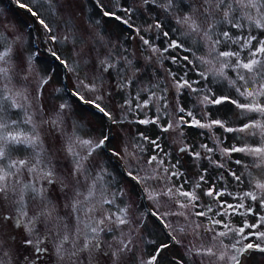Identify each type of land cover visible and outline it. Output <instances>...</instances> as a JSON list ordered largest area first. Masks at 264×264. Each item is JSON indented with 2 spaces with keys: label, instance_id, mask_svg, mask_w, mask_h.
<instances>
[{
  "label": "snow or ice",
  "instance_id": "obj_1",
  "mask_svg": "<svg viewBox=\"0 0 264 264\" xmlns=\"http://www.w3.org/2000/svg\"><path fill=\"white\" fill-rule=\"evenodd\" d=\"M16 2L35 18L49 44L69 41L52 26L59 0ZM93 2L104 17L125 26L128 40L139 39L147 53L141 59L149 65L155 61L151 75L125 45L106 41L100 32L73 38L71 62L57 50L49 52L76 76L73 97L113 124L145 127L134 132L131 150L125 146L111 153L126 163L119 167L131 189L93 162L110 142L107 133L93 139L81 135L76 124L71 132L65 129L69 104L36 120L43 106L33 108L27 90L14 81L32 76L39 99L53 70L37 73L36 52L5 23L7 31H0V264H128L130 256L131 264H161L172 245L184 253L170 257L169 264H241L249 251L264 253V174H256L264 173V0ZM77 39L91 43L92 53L105 49L92 63L90 77L81 75ZM175 50L187 54L168 55ZM165 60L176 69L164 68ZM113 93L122 95L116 105L120 119L102 106ZM87 94L91 98L85 99ZM229 113H238V120ZM45 125L50 138H61L56 151L65 154L68 168L45 145ZM149 126L155 136L146 134ZM187 128L199 130L200 140L189 142ZM169 132L176 134L175 155L172 145L164 147ZM185 156L195 175L182 165ZM141 199L152 202L155 210L147 214L172 245L151 241L153 251L139 254L144 220L135 216L133 203ZM162 201L169 205L163 212Z\"/></svg>",
  "mask_w": 264,
  "mask_h": 264
},
{
  "label": "rangeland",
  "instance_id": "obj_2",
  "mask_svg": "<svg viewBox=\"0 0 264 264\" xmlns=\"http://www.w3.org/2000/svg\"><path fill=\"white\" fill-rule=\"evenodd\" d=\"M0 0V31H7L4 28V24L14 27V29L22 33L26 40V47L31 51L36 52V59L34 61V67L36 72L40 75H47L48 69H52V80L43 88L42 95L39 99L36 98V84L32 76H29L27 81H14L16 86L20 89H26L29 100L32 102L33 108H36L37 105L43 106V113H37L36 120L39 121L41 117L47 118L51 115L56 107L61 103H67L71 107L69 109V114L67 117V122L64 127L68 132L72 130V124H76L79 127L80 134L83 136L91 137L93 139H98L103 133L109 134L108 125L106 118L101 115L99 112L92 109H85L86 107L79 103L78 100L73 98L65 89L63 82V70L62 67L54 61L49 53V49L57 50L65 58H68L69 61L73 59V38H78L80 35L89 36L92 33L100 32L103 34L106 41H111L113 43H120L125 45L129 52L133 53L134 59L139 62L140 65H143L147 68V75H151L153 67H155V61L151 65L146 64L141 58L147 53L143 52L141 43L139 39L128 40V30L120 22L116 21L113 18L104 17L93 2V0H59V3L56 6V14L53 16V27L57 32V35H68L69 41L57 45H52L47 42V36L44 33L43 29L36 22L34 17L29 15V12L26 8L17 7L15 8L12 4L17 2L16 0ZM12 3V4H11ZM20 3H27V0H20ZM100 3L108 5L113 3V0H100ZM135 6V5H134ZM17 9V10H15ZM136 18L135 15L133 17ZM98 21V23H97ZM143 18L137 20V23H142ZM34 23V26H33ZM8 35H11V32H8ZM36 35V37H35ZM83 50V55L77 57L81 61L80 68L82 69L81 75L85 73L90 77L92 75V63L95 62L97 57L102 58L105 54V49L103 46L98 47L95 53H92V44L88 43L87 45L80 43L77 39L76 41V50ZM180 50H175L174 52L168 53V55H176L177 57L186 55ZM87 57V58H85ZM171 67L173 70L176 69V65L170 64L169 61H164V68ZM23 66L18 69L21 76L24 74L22 71ZM160 72L163 69H159ZM190 77L195 79V74L190 73ZM68 81L70 88L74 91V84L76 83V76L68 71ZM105 88L111 91V87L106 83ZM59 89V91H57ZM92 94H87L85 99L91 98ZM185 98H181L183 103ZM122 101V95H116L113 93L111 99L107 96L103 102L102 106H106L107 110L110 111L115 119L121 118V112L116 106ZM15 113H13V118H15ZM229 117L233 121L238 120V113H229ZM112 122V121H111ZM112 133L110 135V142L107 144V147L112 151L121 152L122 148L127 146L129 150L132 149L134 141V132L136 131H145L144 126H137L130 123H120L113 124L111 123ZM152 127V126H149ZM198 131L195 128L185 129V135L189 142L199 141L200 137ZM219 133V130H217ZM50 125H45L41 128V133L44 135V142L50 152L55 154V157L58 161L62 162L64 168H68V160L63 152L56 151L61 146V138L55 136L54 138L49 137ZM155 136L156 129L152 127L151 133H146ZM167 137V140L164 142V147L167 150L169 145H172L173 155H175L176 145L173 144V139L175 138V133L169 132L164 134ZM228 142H232V134H228ZM123 154V153H122ZM237 157L240 154H236ZM116 158V157H115ZM118 159V158H116ZM119 160V159H118ZM93 162L98 163L101 166L107 167L113 175L116 176L117 180L123 182L122 186L131 189L132 182L128 180L126 176L123 175L122 171L119 169L118 165L115 164L108 153L104 149H99L94 154ZM119 163H125L120 161ZM184 167L189 169V172L192 175L196 174V169L191 166V162L185 156L184 160L181 162ZM126 166V163H125ZM230 167H238L234 165H229ZM256 174H264L261 170H256ZM132 201H136L137 198L133 196ZM150 208H153L152 202L147 201ZM169 205L161 202L160 210L163 212L167 210ZM133 212L136 217H142L144 220V228L141 229V236L143 239L139 240V248L141 253L147 254L153 251L154 245L151 241L159 243H168L172 245V241L169 239L168 235L164 231L163 227L153 219L152 216L148 215V211L145 209L143 200L133 203ZM170 220L175 218L170 217ZM251 219V218H249ZM240 218L236 217L234 223H239ZM182 240L183 243H187V240L184 237H178ZM254 239V237H253ZM201 241H196L199 244ZM204 243H207V238L205 237ZM247 242V241H246ZM136 243V241H134ZM6 247H10L6 245ZM184 253V248L180 245H172L169 249L165 250L163 256V261L161 264H169V259L172 256L181 257ZM195 259V258H194ZM128 264H131V256L129 257ZM241 264H264V253L259 251H249L241 257Z\"/></svg>",
  "mask_w": 264,
  "mask_h": 264
},
{
  "label": "water",
  "instance_id": "obj_3",
  "mask_svg": "<svg viewBox=\"0 0 264 264\" xmlns=\"http://www.w3.org/2000/svg\"><path fill=\"white\" fill-rule=\"evenodd\" d=\"M9 2H13L12 0H9ZM13 5L14 6H17L16 4H14L13 3ZM29 15H30V13H29ZM31 16V15H30ZM33 26H34V23H33ZM35 37H36V35H35ZM50 56H51V54H50ZM52 57V56H51ZM53 58V57H52ZM54 59V58H53ZM55 60V59H54ZM56 61V60H55ZM57 62V61H56ZM62 69H63V79H64V84H65V88L70 92V93H72V90H70V87H69V84H68V75H67V71L62 67ZM76 100H78V98H76V97H74ZM79 101V100H78ZM79 103H81V104H85V103H83V102H81V101H79ZM96 109V108H95ZM97 110V109H96ZM98 111V110H97ZM99 112V111H98ZM100 113V112H99ZM101 115H103L102 113H100ZM104 116V115H103ZM105 117V116H104ZM106 118V120L108 121V123H109V127H111V120H109L107 117H105ZM108 152H110L109 150H108V148L106 147L105 148ZM119 169L122 171V172H124V168H121V167H119ZM143 203H144V206H145V209L148 211L149 209H150V207H149V205H148V202L147 201H145V200H143ZM160 224V223H159ZM165 231V230H164Z\"/></svg>",
  "mask_w": 264,
  "mask_h": 264
},
{
  "label": "flooded vegetation",
  "instance_id": "obj_4",
  "mask_svg": "<svg viewBox=\"0 0 264 264\" xmlns=\"http://www.w3.org/2000/svg\"><path fill=\"white\" fill-rule=\"evenodd\" d=\"M106 122H107V125H108V129H109V134L111 135V133H112V130H111V127L113 126L112 124H111V127H109V123H108V121L106 120ZM112 123V122H111ZM113 128V127H112ZM108 134V135H109ZM108 148V147H107ZM107 153H108V155L110 156V158L113 160V161H115V164H117L118 165V167H119V165H120V163H119V160L118 159H116L114 156H112V150L111 149H109L108 148V150L110 151V152H108L106 149H104ZM123 173V172H122Z\"/></svg>",
  "mask_w": 264,
  "mask_h": 264
},
{
  "label": "trees",
  "instance_id": "obj_5",
  "mask_svg": "<svg viewBox=\"0 0 264 264\" xmlns=\"http://www.w3.org/2000/svg\"><path fill=\"white\" fill-rule=\"evenodd\" d=\"M15 10H17V9H15ZM85 109H87V110H88V109H91V107H90V106H87Z\"/></svg>",
  "mask_w": 264,
  "mask_h": 264
}]
</instances>
